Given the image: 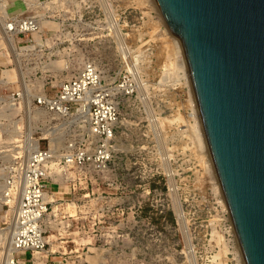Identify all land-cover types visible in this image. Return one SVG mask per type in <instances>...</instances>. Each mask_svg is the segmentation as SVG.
I'll use <instances>...</instances> for the list:
<instances>
[{"label": "rangeland", "instance_id": "374dc122", "mask_svg": "<svg viewBox=\"0 0 264 264\" xmlns=\"http://www.w3.org/2000/svg\"><path fill=\"white\" fill-rule=\"evenodd\" d=\"M8 3L0 10L2 24L36 16L42 30L13 38L17 57L0 46V146L13 136L20 140L14 145L24 146L30 126L33 138L58 126L35 111L32 97L55 94L87 61L100 69L103 84L121 86L111 159L103 166L70 167L64 176L54 159L47 246L35 256L24 253L26 264H239L218 180L195 139L188 89L176 78L180 58L155 8L147 0H26L21 8ZM110 21L130 51L128 63ZM21 81L28 87L25 102ZM18 91L20 99L9 98ZM88 129L87 122L68 128L62 146H87ZM13 154L0 153V183ZM12 218L8 205H1L0 229Z\"/></svg>", "mask_w": 264, "mask_h": 264}, {"label": "water", "instance_id": "95a60500", "mask_svg": "<svg viewBox=\"0 0 264 264\" xmlns=\"http://www.w3.org/2000/svg\"><path fill=\"white\" fill-rule=\"evenodd\" d=\"M180 40L245 264H264V0H154Z\"/></svg>", "mask_w": 264, "mask_h": 264}, {"label": "built area", "instance_id": "2783aa9c", "mask_svg": "<svg viewBox=\"0 0 264 264\" xmlns=\"http://www.w3.org/2000/svg\"><path fill=\"white\" fill-rule=\"evenodd\" d=\"M41 24V20L36 16H14L4 21L3 31L14 38L28 39L42 30ZM114 25L115 23L111 22L110 29H114ZM110 29L106 28L108 32ZM129 87L132 88L131 85ZM119 88L121 86L110 87L103 84L100 69L87 61L76 76L60 83L55 94H42L33 100L35 111L52 117L57 121V125L68 122L59 134L84 123L82 117L87 106L89 144L87 147L84 144L76 146L69 143L56 152L48 146L47 140L42 139L47 142L44 148L39 145L27 152L26 147H23L20 152L11 156L2 180L5 190L0 191V206H7L6 202H2L5 198L19 197V201L12 218L13 253L6 264H26L22 257L24 253L33 255L47 246L44 222L52 204L48 199L47 189L48 180L53 179L56 172L51 165L55 153L60 154L57 172L62 176L70 167L103 166L111 159L118 120L114 99ZM21 97L19 91L10 95V99L14 101Z\"/></svg>", "mask_w": 264, "mask_h": 264}, {"label": "bare ground", "instance_id": "6f19581e", "mask_svg": "<svg viewBox=\"0 0 264 264\" xmlns=\"http://www.w3.org/2000/svg\"><path fill=\"white\" fill-rule=\"evenodd\" d=\"M8 2H14L18 7L21 8L22 6H24V3L26 2V0H0V10L6 8V5H7ZM30 2H31V0H30ZM147 2L150 3V5H152L155 8V11L157 12V14H159L158 16L160 17L161 23L164 24V26L166 28L165 29V32H166V34H168V36H169V38L171 40V43L174 46V50H176L175 51V54L177 56H179V58H180L179 62L177 64L175 63L176 64V69H175L176 72H175V74L178 73L177 76L176 75L175 76H176V78H177L178 81L179 80L183 81V84L182 85H184L188 89L187 97H188V103H189V106H190V109H191V112H192V114H191L192 115V119L194 121L193 122L194 123L193 126H194L195 131H193V132L194 133L196 132L195 133L196 134L195 135V139L198 138L197 141H199V144H200L201 148L199 146L198 147L200 149H202V151L205 153V156H206V158L208 160V163H209L210 172H211L212 176L214 177V179L217 181V177H216L215 169H214V166H213L212 158L210 157L211 155L209 154L210 152L208 151L209 149H208V146L206 145L207 143H206V139H205L203 125H202V121H201V117H200L198 105H197V102H196V98H195V94H194L193 86H192V83H191V79H190V75H189V71H188V67H187V63H186V59H185V56H184V52H183V48H182L181 42L169 30V28H168L166 22L164 21V19H163L161 13H160V11H159V9H158L155 1L154 0H147ZM20 8H18V10H20ZM108 8H109V5H108ZM111 10H112V8H111ZM111 14H113V13H111ZM2 22H3V20H0V23L1 24H2ZM112 23H114V21H112ZM2 25H4V23ZM0 29H1L0 46H2L4 48V50H6L8 52H11L14 56L17 57L19 55V52L17 51V49L15 47V44H14L15 41L13 39L14 37L11 36V35H6L4 33V31H3V27L0 28ZM113 33H114L113 35H115V37H116V39L118 41V45L122 49L123 58L126 59V62H127L128 55H130L129 54L130 51H129L128 47H126L125 40L119 36L120 35V30L118 29L117 24L114 25ZM134 59H135V57H134ZM129 61H131V63L133 62L132 60H129ZM134 65H135V63H134ZM172 74H174V72ZM144 87L145 86H142L141 85V92L145 94V90H144L145 88ZM20 88H21V91L23 93V98L22 99H24V102H25V101L28 100V96H29V94H28V87H27L26 82L21 81ZM32 98H35L36 99L37 96L36 97L33 96ZM88 110H89V108L86 106L85 107V113H84V115L82 117V119H83L84 122H88ZM30 119H31V117H29V120ZM26 124H27V122H26ZM66 124H68V122H65L64 124H61V125H58V126L54 127L52 129V131H49L48 129L43 130L42 131L43 136L40 137V138H33V136H32V127L33 126L32 127L30 126V127H28V131H26L27 133H25L24 146H22V145H20V146L14 145L15 143L20 142V140L16 138L18 136H13L11 138V142L9 143V145H7V146H0V148L6 149V151L5 150H0V153L11 152V153H14L16 155L18 152H20L17 149L18 148L23 149V147H26L27 152H29L32 149H36L40 145L39 144V140H42V139L47 140L48 146L51 147L53 150L56 151L58 149V147H59L58 151H60L61 149L64 148V146H62V143L60 141L61 134H59V132L64 127H66ZM156 124H157V122H156ZM190 130H192V129H190ZM196 136H197V138H196ZM10 144H12V145H10ZM59 155H56V153H55V158L54 159H56V158L58 159ZM54 159L51 161V163L54 162ZM52 165H54V164H52ZM216 183L219 184L218 181ZM2 190H5V186L3 184V181L0 183V191H2ZM221 195H222V193H221ZM48 198L50 199L51 202H55V200H53L52 199V196H50L49 194H48ZM222 200H223V196H222ZM18 201H19V197H14V199H6V198L5 199H2V202H6L7 203L8 207H9V210L11 212H14L15 211V209H16V207L18 205ZM223 204L225 206L224 200H223ZM229 219H230V217H229ZM229 222H231V219H230ZM13 224H14V221H13V219H11L7 228L0 229V249L2 250V251L0 250V254H1V264H6L7 260L10 258V255L13 253V246H12L13 245L12 244V229H13ZM231 229H232L231 231L233 232V234L235 236V240L234 241H235V244H236L235 247L238 250L237 255H238L239 264H245L244 263V260H243V256H242L241 250H240V247H239V244H238V241L236 239V235H235V232H234V228H233L232 222H231ZM40 253L41 252H39V253L36 252L33 255L35 256V255H38Z\"/></svg>", "mask_w": 264, "mask_h": 264}]
</instances>
